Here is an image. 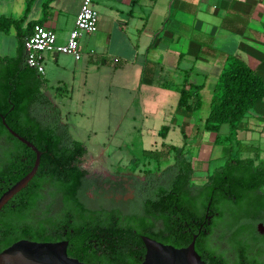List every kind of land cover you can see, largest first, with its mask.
Wrapping results in <instances>:
<instances>
[{
    "label": "trees",
    "instance_id": "obj_1",
    "mask_svg": "<svg viewBox=\"0 0 264 264\" xmlns=\"http://www.w3.org/2000/svg\"><path fill=\"white\" fill-rule=\"evenodd\" d=\"M48 1L45 6H47ZM27 0L21 18L0 16V30H16L17 54L0 57V137L10 146L0 158V195L32 169L35 152L13 137L5 123L41 151L36 174L0 211V252L21 239L38 242L68 241L67 254L89 264H141L148 236L174 247H185L196 235L195 250L206 264H264V161L242 157L256 148L237 143L226 162L210 175L196 180L193 166L183 152L176 151L174 162L166 156L160 172L163 183H150L142 197V214L124 215L119 209H91L82 201L86 171L80 160L86 154L82 142L71 138L65 125L52 116L46 122L35 106L56 107L44 93V79L24 62L22 24L30 9ZM41 20L30 22L29 29ZM201 86L180 88L177 109L191 114L201 106ZM264 99V76L235 56H228L216 81L209 115L203 130L218 133L228 124L233 139L241 120ZM198 129V128H197ZM165 130V129H164ZM224 141L216 137V142ZM168 162V163H167ZM46 186L52 188L61 207L52 214L47 206L36 215ZM224 222L231 231L235 251L233 262L211 245L214 229Z\"/></svg>",
    "mask_w": 264,
    "mask_h": 264
},
{
    "label": "crops",
    "instance_id": "obj_2",
    "mask_svg": "<svg viewBox=\"0 0 264 264\" xmlns=\"http://www.w3.org/2000/svg\"><path fill=\"white\" fill-rule=\"evenodd\" d=\"M82 1L30 0L22 24L24 38L32 29L28 24L41 20L43 26L56 32L58 43H65ZM93 2L99 15L98 30L81 35L80 57L49 52L44 61L49 59L57 69L73 75L80 71H91L93 76L98 71L109 72L116 77L115 88L137 93L141 110L151 112L145 114L146 120H157L162 113L164 119L180 127L187 142L196 146L191 160L197 166L194 182L201 183L222 166L237 143L256 148L255 152L241 153L242 157L264 161V99L241 120L233 139L227 140L228 124H222L218 133L203 130L216 81L228 56H235L264 76V0ZM26 5L27 0H0V16L21 18ZM17 49L16 30H0V57H14ZM183 86H201V106L191 114L172 116ZM205 108L207 113L197 116ZM167 132L163 130L164 138ZM217 136L224 141L216 142Z\"/></svg>",
    "mask_w": 264,
    "mask_h": 264
},
{
    "label": "rangeland",
    "instance_id": "obj_3",
    "mask_svg": "<svg viewBox=\"0 0 264 264\" xmlns=\"http://www.w3.org/2000/svg\"><path fill=\"white\" fill-rule=\"evenodd\" d=\"M44 68L43 91L56 109L51 112L47 106H35L34 112L46 122L54 119L52 114L65 125L72 139L85 146L87 152L80 166L86 171L87 187L81 201L91 209L117 208L124 215L142 214V197L149 192L146 189L151 182L155 185L163 181L160 172L166 162L157 163L156 159L166 156L167 163L172 164L174 146L192 160L196 146L189 144L181 128L164 119L162 113L157 120H146L145 114L151 112L141 110L137 93L115 88L116 77L111 73L98 71L93 76L91 71H80L73 75L57 69L49 59H45ZM207 109L197 112V116L207 113ZM180 113L176 107L172 116ZM164 129H168L165 138ZM6 146L10 143L0 137V158ZM43 195L36 215L49 205L52 214L59 211L61 204L50 186L44 188ZM260 229L264 232V225ZM230 237L231 231L222 222L211 235V245L233 262L235 251Z\"/></svg>",
    "mask_w": 264,
    "mask_h": 264
},
{
    "label": "water",
    "instance_id": "obj_4",
    "mask_svg": "<svg viewBox=\"0 0 264 264\" xmlns=\"http://www.w3.org/2000/svg\"><path fill=\"white\" fill-rule=\"evenodd\" d=\"M3 120L8 132L20 142L31 148L36 155L30 172L12 184L0 195V211L2 208L27 186L36 174L41 157V151L30 141L13 131ZM145 246V254L141 264H206L195 250L196 235L185 247H174L164 244L148 236H141ZM68 241L38 242L21 239L0 252V264H89L70 257L67 254Z\"/></svg>",
    "mask_w": 264,
    "mask_h": 264
},
{
    "label": "built area",
    "instance_id": "obj_5",
    "mask_svg": "<svg viewBox=\"0 0 264 264\" xmlns=\"http://www.w3.org/2000/svg\"><path fill=\"white\" fill-rule=\"evenodd\" d=\"M94 0H83L76 16L74 27L69 32L65 43L57 42L56 32L42 24H35L24 40V62L38 74L45 72L44 53L57 52L80 57L79 39L83 33L98 30L99 15L93 7Z\"/></svg>",
    "mask_w": 264,
    "mask_h": 264
},
{
    "label": "flooded vegetation",
    "instance_id": "obj_6",
    "mask_svg": "<svg viewBox=\"0 0 264 264\" xmlns=\"http://www.w3.org/2000/svg\"><path fill=\"white\" fill-rule=\"evenodd\" d=\"M261 225L262 224L259 223L258 226H257V229L260 231L261 234H264V232H262V230L260 229Z\"/></svg>",
    "mask_w": 264,
    "mask_h": 264
}]
</instances>
